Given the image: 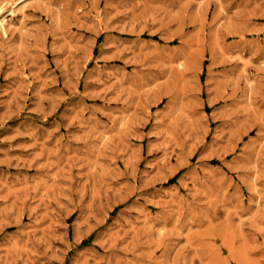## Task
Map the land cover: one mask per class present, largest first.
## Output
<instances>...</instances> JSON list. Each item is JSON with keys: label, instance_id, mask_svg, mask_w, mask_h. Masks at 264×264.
<instances>
[{"label": "rangeland", "instance_id": "1", "mask_svg": "<svg viewBox=\"0 0 264 264\" xmlns=\"http://www.w3.org/2000/svg\"><path fill=\"white\" fill-rule=\"evenodd\" d=\"M2 15L0 264H264V0Z\"/></svg>", "mask_w": 264, "mask_h": 264}, {"label": "bare ground", "instance_id": "2", "mask_svg": "<svg viewBox=\"0 0 264 264\" xmlns=\"http://www.w3.org/2000/svg\"><path fill=\"white\" fill-rule=\"evenodd\" d=\"M21 1V0H20ZM12 3V2H11ZM20 4L19 5H21V2H19ZM28 3V2H27ZM5 4H3V6H4ZM16 5V4H15ZM23 5V4H22ZM21 5V6H22ZM7 7V6H6ZM6 7L4 8V9H6ZM19 7V6H18ZM24 7H26L25 5H24ZM15 8V7H14ZM23 10H24V8H22ZM2 10H3V8H2ZM13 11V13H14V10H12ZM19 11V10H18ZM22 11V10H21ZM22 12H24V11H22ZM8 13V12H7ZM13 13H12V15H13ZM2 14V13H1ZM22 14V13H21ZM25 14V13H24ZM14 15H16L15 13H14ZM12 20V19H11ZM11 20L9 21V19L7 18V16H4V15H2V17H1V19H0V27H1V29H3V31L4 32H6L7 31V26H9V24L11 23ZM12 23H13V21H12ZM1 29H0V31H1ZM9 30H10V28H9ZM1 33V32H0ZM3 33V32H2ZM5 34V33H4ZM5 36H6V34H5Z\"/></svg>", "mask_w": 264, "mask_h": 264}]
</instances>
